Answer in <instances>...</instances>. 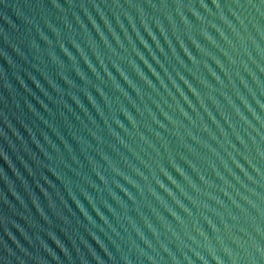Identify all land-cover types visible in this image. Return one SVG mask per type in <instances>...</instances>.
Here are the masks:
<instances>
[{
	"label": "water",
	"instance_id": "1",
	"mask_svg": "<svg viewBox=\"0 0 264 264\" xmlns=\"http://www.w3.org/2000/svg\"><path fill=\"white\" fill-rule=\"evenodd\" d=\"M0 264H264V0H0Z\"/></svg>",
	"mask_w": 264,
	"mask_h": 264
}]
</instances>
